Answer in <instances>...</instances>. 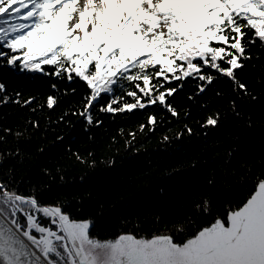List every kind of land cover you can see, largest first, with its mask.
<instances>
[{
  "label": "trees",
  "instance_id": "obj_1",
  "mask_svg": "<svg viewBox=\"0 0 264 264\" xmlns=\"http://www.w3.org/2000/svg\"><path fill=\"white\" fill-rule=\"evenodd\" d=\"M244 31L251 58L241 60L235 75L246 90L208 68L211 84L195 75L161 78V91L176 88L166 98L175 116L122 80L89 110V124L80 115L90 94L85 82L57 76L52 66L31 72L0 58V185L89 221L90 235L100 241L164 234L183 242L226 219L264 179V42L248 44L253 31ZM129 90L142 96L144 108L100 110L113 97L119 101L113 107L135 103ZM49 96L57 101L52 108ZM209 118L217 123L207 124ZM41 223L56 230L42 217Z\"/></svg>",
  "mask_w": 264,
  "mask_h": 264
},
{
  "label": "snow or ice",
  "instance_id": "obj_2",
  "mask_svg": "<svg viewBox=\"0 0 264 264\" xmlns=\"http://www.w3.org/2000/svg\"><path fill=\"white\" fill-rule=\"evenodd\" d=\"M246 28L253 31L248 44L264 42V0H0V58L11 66L20 62L31 72L52 66L57 76L65 74L71 81L74 74L85 82L90 94L80 115L89 124V110L122 80L175 116L166 98L176 88L161 91V78L171 83L195 75L211 84L214 77L203 71L208 68L246 90L235 75L243 67L241 60L251 58L245 55ZM127 95L135 103L113 107L119 103L113 97L100 110L131 112L146 106L136 91ZM56 103L47 98L48 108ZM148 123L154 125L156 117ZM4 187L0 185V264H264V179L226 219L216 218L183 242L164 234H122L100 241L90 235L89 221H77L60 206H44L35 196ZM41 217L56 230L42 226ZM177 231L186 230L179 226Z\"/></svg>",
  "mask_w": 264,
  "mask_h": 264
},
{
  "label": "rangeland",
  "instance_id": "obj_3",
  "mask_svg": "<svg viewBox=\"0 0 264 264\" xmlns=\"http://www.w3.org/2000/svg\"><path fill=\"white\" fill-rule=\"evenodd\" d=\"M0 197H2V196H0ZM37 236L39 235V234H36Z\"/></svg>",
  "mask_w": 264,
  "mask_h": 264
}]
</instances>
